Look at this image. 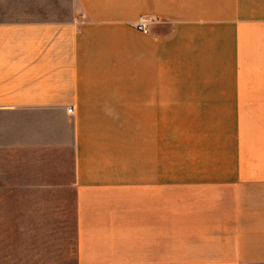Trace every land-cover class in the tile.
Listing matches in <instances>:
<instances>
[{"label":"crops","instance_id":"crops-1","mask_svg":"<svg viewBox=\"0 0 264 264\" xmlns=\"http://www.w3.org/2000/svg\"><path fill=\"white\" fill-rule=\"evenodd\" d=\"M47 113L70 123L59 264H264V0H0V116L61 146Z\"/></svg>","mask_w":264,"mask_h":264},{"label":"rangeland","instance_id":"rangeland-1","mask_svg":"<svg viewBox=\"0 0 264 264\" xmlns=\"http://www.w3.org/2000/svg\"><path fill=\"white\" fill-rule=\"evenodd\" d=\"M46 115L56 126L47 141L57 137L63 145L23 147L22 131L0 116V264L70 263L74 255L70 123L58 114Z\"/></svg>","mask_w":264,"mask_h":264},{"label":"built area","instance_id":"built-area-1","mask_svg":"<svg viewBox=\"0 0 264 264\" xmlns=\"http://www.w3.org/2000/svg\"><path fill=\"white\" fill-rule=\"evenodd\" d=\"M143 22H144V17L143 16H140L139 19H138V21H137V23H136V27L138 29H140L143 33H147L148 31L145 28ZM67 111L70 112V109L68 108Z\"/></svg>","mask_w":264,"mask_h":264}]
</instances>
